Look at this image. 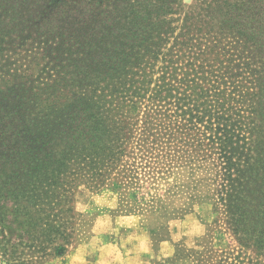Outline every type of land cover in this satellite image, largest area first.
<instances>
[{
    "label": "trees",
    "instance_id": "1",
    "mask_svg": "<svg viewBox=\"0 0 264 264\" xmlns=\"http://www.w3.org/2000/svg\"><path fill=\"white\" fill-rule=\"evenodd\" d=\"M228 46L262 64L264 0H0V264L65 254L74 180L102 184L141 128L133 98L154 82L146 120L212 163L217 223L264 249V65L247 119L228 95L247 96L233 71L181 62Z\"/></svg>",
    "mask_w": 264,
    "mask_h": 264
},
{
    "label": "rangeland",
    "instance_id": "2",
    "mask_svg": "<svg viewBox=\"0 0 264 264\" xmlns=\"http://www.w3.org/2000/svg\"><path fill=\"white\" fill-rule=\"evenodd\" d=\"M226 48L225 52L215 50L210 56L187 57L181 62L189 73V64L216 75L220 69L233 71V82H241L247 96L240 100L236 96L240 89L232 86L228 95L245 103L242 108L248 119L253 115L247 106L257 91L252 76L262 70L264 58H258L262 64L255 67L246 49ZM212 76L207 79L211 81ZM160 77L156 74L154 80ZM156 84L146 87L141 98H133L131 117L141 121V128L134 132L135 138L119 163L104 170L102 184L74 180L65 208L70 211L71 244L62 256L52 255L40 264H264L263 248L240 245L225 224L217 223L220 216L212 163L199 157L195 146L173 151L174 140L163 123L146 120L152 110L148 99ZM254 118L264 135V110ZM146 122L149 131H145ZM174 133L186 141L181 132ZM142 140L156 159L144 157L145 149L136 146Z\"/></svg>",
    "mask_w": 264,
    "mask_h": 264
}]
</instances>
